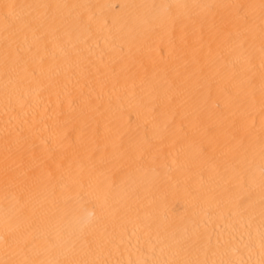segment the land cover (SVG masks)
Wrapping results in <instances>:
<instances>
[{"label": "bare ground", "instance_id": "bare-ground-1", "mask_svg": "<svg viewBox=\"0 0 264 264\" xmlns=\"http://www.w3.org/2000/svg\"><path fill=\"white\" fill-rule=\"evenodd\" d=\"M0 264H264V0H0Z\"/></svg>", "mask_w": 264, "mask_h": 264}]
</instances>
